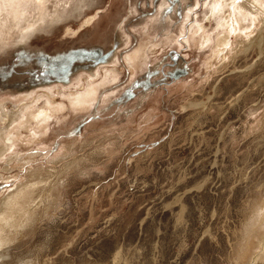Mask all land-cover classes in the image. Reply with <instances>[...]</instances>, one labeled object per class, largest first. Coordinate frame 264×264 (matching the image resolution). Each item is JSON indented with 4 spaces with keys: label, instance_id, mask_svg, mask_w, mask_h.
Listing matches in <instances>:
<instances>
[{
    "label": "rangeland",
    "instance_id": "obj_1",
    "mask_svg": "<svg viewBox=\"0 0 264 264\" xmlns=\"http://www.w3.org/2000/svg\"><path fill=\"white\" fill-rule=\"evenodd\" d=\"M252 4L0 0V112L28 126L0 156V204L37 203L26 226L0 220V264H264Z\"/></svg>",
    "mask_w": 264,
    "mask_h": 264
},
{
    "label": "bare ground",
    "instance_id": "obj_2",
    "mask_svg": "<svg viewBox=\"0 0 264 264\" xmlns=\"http://www.w3.org/2000/svg\"><path fill=\"white\" fill-rule=\"evenodd\" d=\"M230 1V0H229ZM226 2V1H225ZM251 2V1H250ZM221 2L219 1L218 5L212 6L213 11L220 10L221 8ZM245 3V2H244ZM256 4V3H255ZM227 11V10H226ZM223 12V11H221ZM227 13V12H226ZM213 14V13H212ZM231 14V13H230ZM247 14L252 15L253 22L255 23V36L254 38L251 39L250 44H248V47L251 44H257L259 52L263 50V45H264V6L259 7L257 5H250L249 9H247ZM89 17L88 19H90ZM227 18V17H226ZM88 21V20H86ZM89 22V21H88ZM228 26V25H227ZM235 27V25L233 26ZM225 38L221 39V42L224 41ZM231 48V46H230ZM218 49V48H217ZM233 49V48H232ZM139 53V52H138ZM142 53V51H141ZM139 53V55L141 54ZM132 55V54H131ZM137 55V54H136ZM138 56V55H137ZM144 56V54L142 55ZM139 57V56H138ZM135 58V57H134ZM134 58L133 56H129L127 58V61L130 63V66H134ZM137 58V57H136ZM140 58V57H139ZM138 59V58H137ZM139 60V59H138ZM137 60V61H138ZM133 68V67H132ZM117 78V77H116ZM96 96V90H94L92 87H89L84 93L80 94L76 101H75V107H80V108H86L90 102L95 99ZM39 98V97H38ZM20 99V98H19ZM23 98H21L22 100ZM25 99V97H24ZM24 101V100H23ZM17 102V101H16ZM19 102V101H18ZM17 104V103H16ZM51 108V107H50ZM4 109V108H3ZM20 109V108H19ZM18 109V110H19ZM60 109V108H59ZM50 109H48L49 111ZM3 111V110H2ZM19 112V111H18ZM23 115V110L21 111ZM50 112V111H49ZM25 114V113H24ZM21 113H12L11 111H3L2 113L0 112V156H3L6 151H9L13 145H15L16 142V137L19 135V131L16 130V122L20 121L23 125L24 128H27L28 126L25 124V120L21 118ZM48 117L50 115L48 114L46 109H42L40 112H38L37 115H35L33 118L35 119V123L38 125L41 124L42 121L47 122ZM19 123V122H18ZM43 123V122H42ZM22 126V125H21ZM40 127V126H39ZM21 128V127H20ZM44 129V128H43ZM31 136V135H30ZM31 138V137H30ZM33 139V138H32ZM71 150V149H70ZM11 151V150H10ZM9 151V152H10ZM42 182V181H41ZM56 183V181H54ZM53 182V184H54ZM36 183V182H35ZM42 184V183H41ZM35 185V184H34ZM55 185V184H54ZM39 186V185H38ZM45 186V185H43ZM44 191V190H43ZM33 192V187L26 188L21 194L16 195L13 199V201H10L12 204L9 206V202L7 200L1 202L0 204V213L2 209L5 207L8 208L9 212L6 213L4 216L0 217L1 223L4 221V219L9 218V224L8 226H15L18 228H21L23 226L28 225L29 220L31 217L34 216L35 213V206L32 204L31 200V194ZM40 192V191H39ZM34 194V193H33ZM10 200V199H9ZM14 204H16L14 206ZM14 206V207H13ZM14 208V209H13ZM13 210V211H12ZM14 211H17V213H13ZM36 216V215H35ZM37 217V216H36ZM0 223V224H1ZM5 223V222H4ZM2 226V225H0ZM9 230V229H8ZM5 232V231H4ZM8 233V232H7ZM5 234V233H4ZM10 235V234H9ZM3 236V235H2ZM4 237V236H3ZM7 237V236H6ZM8 238V237H7ZM5 240V239H4ZM9 242V241H8ZM1 243V240H0Z\"/></svg>",
    "mask_w": 264,
    "mask_h": 264
}]
</instances>
